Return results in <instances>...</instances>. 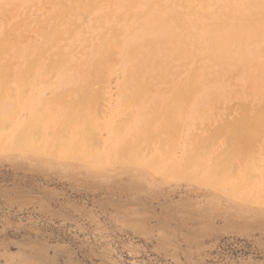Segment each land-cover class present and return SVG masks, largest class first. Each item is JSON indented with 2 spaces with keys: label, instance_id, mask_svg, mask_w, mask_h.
<instances>
[{
  "label": "rangeland",
  "instance_id": "obj_1",
  "mask_svg": "<svg viewBox=\"0 0 264 264\" xmlns=\"http://www.w3.org/2000/svg\"><path fill=\"white\" fill-rule=\"evenodd\" d=\"M0 97V264H264V0H0Z\"/></svg>",
  "mask_w": 264,
  "mask_h": 264
},
{
  "label": "bare ground",
  "instance_id": "obj_2",
  "mask_svg": "<svg viewBox=\"0 0 264 264\" xmlns=\"http://www.w3.org/2000/svg\"><path fill=\"white\" fill-rule=\"evenodd\" d=\"M207 13V12H206ZM236 23V22H235ZM75 29V28H74ZM7 48V47H6ZM200 67V66H199ZM25 73V72H24ZM22 75V74H21ZM193 79V78H192ZM194 86V85H193ZM194 88V87H193ZM93 89V88H92ZM183 89V88H182ZM196 90V89H195ZM9 91V90H8ZM146 94V93H145ZM181 97H183V95H177V96H175L173 99H172V101L169 103V106H168V108H170V109H174V108H176L177 107V102L180 100V98ZM1 98V97H0ZM3 98V97H2ZM2 99H0V101H1ZM138 100V99H137ZM5 106V103L4 102H0V112H3L4 111V107ZM167 108V109H168ZM8 109V108H7ZM7 111V110H6ZM10 111V110H9ZM176 111V110H175ZM121 112V111H120ZM179 112V111H178ZM177 112V113H178ZM10 113V112H9ZM183 113V112H182ZM69 114V113H68ZM167 116V115H166ZM73 119V118H72ZM167 119V118H166ZM169 119V118H168ZM170 120V119H169ZM183 120V119H182ZM4 118H3V116H1L0 117V127H2L3 126V124H4ZM174 121V120H173ZM35 122V119L32 121V119H31V123H29L26 127H22V128H20L18 131H17V133H16V135H15V137H14V140H13V144L14 145H16V146H18V147H21L22 149H24V148H27L28 146H30L31 145V141H30V133H31V131H32V129H34V126H33V124H35L34 123ZM68 122V121H67ZM73 122V121H72ZM67 127V126H66ZM90 131H92V130H90ZM175 131V130H174ZM14 132V131H13ZM12 132V133H13ZM142 133H143V131H142ZM167 133V132H166ZM1 134H2V132H1ZM148 136V135H147ZM9 137V136H8ZM7 137V138H8ZM6 138V139H7ZM10 138V137H9ZM5 139V138H4ZM3 139V140H4ZM62 139V138H61ZM81 139H83L82 137H81ZM149 139V138H148ZM80 140V139H79ZM151 140V139H150ZM1 141H2V139H1ZM139 141H140V139H139ZM3 143V142H2ZM137 143V142H136ZM244 143V142H243ZM139 144V143H138ZM203 144V143H202ZM1 145V144H0ZM79 144L78 143H74V146L73 145H71L73 148L75 147V146H78ZM130 145V144H129ZM15 146V147H16ZM54 146H57V148H59L60 150L61 149H63V148H65V147H67L68 146V141H63V139L62 140H59V141H56V145H54ZM70 146V147H71ZM131 146V145H130ZM4 147V146H3ZM6 147V146H5ZM31 147V146H30ZM38 147V146H37ZM69 147V146H68ZM17 148V147H16ZM15 148V149H16ZM35 148V147H34ZM126 148V147H125ZM135 148V147H134ZM20 149V148H19ZM37 149V148H36ZM123 149V148H122ZM18 150V149H17ZM168 150V149H167ZM33 151V150H32ZM37 151H39V149H37ZM59 151V150H58ZM57 151V152H58ZM132 151V150H131ZM134 151V150H133ZM132 151V152H133ZM38 153V152H37ZM123 153V152H122ZM130 153V152H129ZM55 154V153H54ZM125 154H127V153H125ZM247 154V153H246ZM230 155V154H229ZM248 155V154H247ZM125 156V155H124ZM162 156V155H161ZM245 156V155H244ZM68 157V156H67ZM136 157V156H135ZM71 158V157H70ZM112 158V157H111ZM123 158V157H122ZM129 158V157H128ZM138 158V157H137ZM61 159V158H60ZM63 159V158H62ZM120 159H121V157H120ZM119 159V160H120ZM131 159V158H130ZM130 159H129V161H130ZM133 159V158H132ZM67 160H69V159H67ZM128 160V159H127ZM144 160V159H143ZM153 160V159H152ZM113 161V160H112ZM111 161V162H112ZM128 161V162H129ZM137 161H138V159H137ZM145 161V160H144ZM155 161V160H154ZM151 162V161H150ZM113 163V162H112ZM148 164V163H147ZM155 164H157V163H155ZM184 164V163H183ZM153 165V164H152ZM157 166V165H156ZM183 166H185V165H183ZM187 166V165H186ZM223 166V165H222ZM152 167V166H151ZM155 167V166H154ZM188 168H190V167H188ZM182 169H185L184 167L182 168ZM186 170V169H185ZM218 170V169H217ZM188 171V170H187ZM157 172V171H156ZM174 172V171H173ZM218 172H219V170H218ZM217 172V173H218ZM175 173V172H174ZM178 174V173H177ZM185 174V173H184ZM182 175H183V173H182ZM182 175H179V177L180 176H182ZM186 177V176H185ZM210 178V177H209ZM208 181V180H207ZM212 181H213V179H212ZM215 181H217L216 179H215ZM205 182H206V180H205ZM204 182V183H205ZM207 183V182H206ZM211 183V182H210ZM209 183V184H210ZM208 184V185H209ZM215 184V183H214ZM219 185V184H218ZM221 187V186H220ZM220 190H221V188H220ZM264 198V197H263Z\"/></svg>",
  "mask_w": 264,
  "mask_h": 264
}]
</instances>
